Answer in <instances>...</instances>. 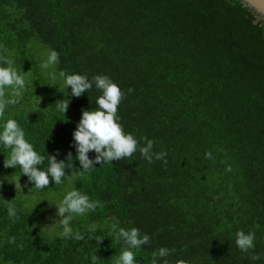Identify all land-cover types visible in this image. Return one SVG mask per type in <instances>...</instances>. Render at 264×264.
Returning a JSON list of instances; mask_svg holds the SVG:
<instances>
[{"label": "trees", "instance_id": "16d2710c", "mask_svg": "<svg viewBox=\"0 0 264 264\" xmlns=\"http://www.w3.org/2000/svg\"><path fill=\"white\" fill-rule=\"evenodd\" d=\"M51 50L59 63L42 69ZM0 55L26 81L0 125L15 119L38 153L75 156L72 133L101 94L71 96L62 70L118 83L124 130L168 161L137 151L88 173L66 169L61 184L37 190L19 166L4 167L10 149L0 145V264H117V230L131 227L149 235L138 264L161 247L170 254L157 264H264V21L240 0H0ZM73 189L96 203L71 221L96 229L79 241L51 225V204ZM239 230L255 233L254 248L236 247Z\"/></svg>", "mask_w": 264, "mask_h": 264}, {"label": "clouds", "instance_id": "9594fccd", "mask_svg": "<svg viewBox=\"0 0 264 264\" xmlns=\"http://www.w3.org/2000/svg\"><path fill=\"white\" fill-rule=\"evenodd\" d=\"M58 63L59 54L57 51L51 50L47 59L41 62L40 67L48 69ZM13 64L14 60L11 57L0 55V116H3L6 105H15L19 102L26 88L24 75L15 69ZM58 77L63 80L66 89L71 86L70 92L73 97L78 98L85 92L88 93L93 87L101 93L95 100L97 107L94 110H82L81 118L72 133V147L75 150V156L69 151L64 159L58 160L59 150L56 154L42 155L38 153L32 143L25 138V131L19 123L15 119H7L0 125V145L5 149H10L8 159H4L5 168L15 169L19 166L20 175L23 174L27 177L28 182L33 185L32 188L43 190L49 186L50 181L55 185L61 184L62 179L68 175L66 169L76 170L81 174L88 173L97 164L129 158L137 151L150 164L154 160H159L163 165H167L166 151L154 152L151 140H148L142 147H138L139 141L135 136L124 130L117 114L118 106L124 94L119 84L113 81L111 77L106 74H96L89 78L85 74H66L62 70L59 71ZM52 78L56 79V76L54 75ZM6 89H11V94L9 98L4 99ZM68 104L69 100L60 103L57 107L65 113ZM89 153H93V156L90 157ZM205 158L213 159L212 153L206 152ZM45 159L47 160L46 168L43 167ZM74 161L79 162L78 169L74 167ZM227 170L231 171L230 168ZM13 182L16 187L17 182ZM51 205H55V215L59 217L51 225L59 222L62 232L58 235L62 238H74L79 241L84 239L85 232L93 233L96 230L94 226L90 225L85 229V232L74 231L70 226L73 217L83 216L95 210L96 203L90 200L87 194L73 189L68 191L59 203ZM7 215L16 218V208L8 207ZM113 229L116 230L115 224ZM117 238L124 245V250L121 251L117 259V264H138L136 250L148 244L149 235L142 233L137 227H131L128 230L119 228ZM92 239H95L98 244L102 240L96 239L94 236L91 237ZM254 241V232L246 233L243 230L236 232L235 245L241 252H247L254 248ZM9 242L14 243V238ZM169 254L168 248L161 247L157 255L153 257L152 264H157V257L164 258ZM163 264H167V261L164 260Z\"/></svg>", "mask_w": 264, "mask_h": 264}, {"label": "water", "instance_id": "95a60500", "mask_svg": "<svg viewBox=\"0 0 264 264\" xmlns=\"http://www.w3.org/2000/svg\"><path fill=\"white\" fill-rule=\"evenodd\" d=\"M242 4L264 21V0H240Z\"/></svg>", "mask_w": 264, "mask_h": 264}]
</instances>
